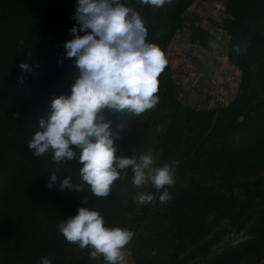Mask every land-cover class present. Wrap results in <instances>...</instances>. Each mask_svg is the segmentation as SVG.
Returning <instances> with one entry per match:
<instances>
[{"label": "trees", "instance_id": "16d2710c", "mask_svg": "<svg viewBox=\"0 0 264 264\" xmlns=\"http://www.w3.org/2000/svg\"><path fill=\"white\" fill-rule=\"evenodd\" d=\"M195 1L172 0L154 8L121 0L140 13L147 42L165 55L181 16ZM220 1L229 37L226 56L240 71L228 104L189 106L166 58L157 104L140 115L125 111L108 117L118 156L138 157L153 148L159 166L179 161L175 184L166 186L172 199L161 214L165 229L154 245H142L143 234L134 229L136 236L126 246L136 264H264V0ZM76 7L77 0H0V264H40L41 256L52 264H89L90 250L68 243L60 221L89 207L109 227L112 211L131 199V168L121 170L106 198L96 197L88 185L83 191H61L59 184L50 189L51 170L57 168L52 153L35 157L28 147L41 130L40 119L51 114L52 100L71 94L78 69L63 45L74 38ZM185 34L192 44L212 49L214 37L203 27ZM237 44L247 50L237 55ZM21 63L32 70L25 72ZM82 166L78 159L65 161L56 174L61 182L71 176L80 184ZM145 190L154 200L138 204L137 220L150 214L163 192L150 183ZM242 231L245 239L213 252L225 235ZM96 261L105 262L102 256Z\"/></svg>", "mask_w": 264, "mask_h": 264}, {"label": "clouds", "instance_id": "9594fccd", "mask_svg": "<svg viewBox=\"0 0 264 264\" xmlns=\"http://www.w3.org/2000/svg\"><path fill=\"white\" fill-rule=\"evenodd\" d=\"M141 3L161 8L172 0ZM73 19L77 22L70 30L74 38L63 45L67 58H75L78 69L71 94L52 100L51 114L40 119L41 130L28 142L35 157L52 153L57 168L51 170L47 186L51 189L59 184L61 191H83L88 185L96 197L106 198L121 170L131 168L137 188L150 183L157 191L163 190L160 202L168 203L172 196L166 186L175 184L179 161L154 167L152 149L138 157L118 156L108 118L125 111L140 115L157 104L158 77L168 63L165 53L157 44L147 42L148 29L142 16L121 0H77ZM209 47L216 49L217 43L210 40ZM246 50L247 45L233 48L237 55ZM20 68L32 70L27 63H21ZM73 159L83 165L79 170L83 183L74 184L71 176L61 182L56 174L63 162ZM153 200L152 194L143 192L135 197L141 205ZM82 203L86 204L87 198ZM58 228L68 243L89 249L93 261L102 256L106 264H127L125 248L134 237L133 231L107 227L99 211L80 207L76 215L61 220ZM39 261L52 264L47 256Z\"/></svg>", "mask_w": 264, "mask_h": 264}, {"label": "crops", "instance_id": "0c3cea01", "mask_svg": "<svg viewBox=\"0 0 264 264\" xmlns=\"http://www.w3.org/2000/svg\"><path fill=\"white\" fill-rule=\"evenodd\" d=\"M197 5L189 7L184 12L183 18L185 20L181 19L179 24L187 22V26L181 27L180 33L176 32L174 38L168 44L167 55H169V65L180 90V95L182 97L185 95L188 103H192V99H195L196 102L202 103L201 106H204L206 102H211L210 96H208L210 95L208 92V79L216 77L228 84L231 89V98H233L238 87L239 70L229 62L226 52L220 56L218 61H214L210 55V50L198 45L196 48L198 55L193 59L190 67L185 66L187 53L192 48V43L186 37L185 31L189 28V25L198 23L206 9H209L208 7H201V5L197 7ZM226 47L225 43L222 48L226 51ZM213 64H216V66L212 67ZM125 254L127 264H136L131 255ZM89 264H106V262L92 261Z\"/></svg>", "mask_w": 264, "mask_h": 264}, {"label": "rangeland", "instance_id": "374dc122", "mask_svg": "<svg viewBox=\"0 0 264 264\" xmlns=\"http://www.w3.org/2000/svg\"><path fill=\"white\" fill-rule=\"evenodd\" d=\"M203 1V0H201ZM200 0H196L195 3L193 5H197V7H199V5H201V7H204L205 4L208 5V8L212 7V3L217 2L218 0H204L203 3H201ZM221 4L224 6V10H223V15L224 17H226V13H225V5L223 2H221ZM192 5V6H193ZM191 6V7H192ZM206 8V7H205ZM183 19V15L181 16L180 20ZM187 21V20H186ZM187 22H184L182 24H179L181 26H179L177 32H180L182 30L181 27H185L187 26L186 24ZM226 46H228V41L225 42ZM224 43V44H225ZM223 44V46H224ZM227 50V47H226ZM168 53H166V58L169 61V55H167ZM186 59L188 60V57H186ZM239 77H240V71H239ZM176 82V81H175ZM177 85V82H176ZM181 96V95H180ZM210 96V95H208ZM181 99L183 101H185L189 106L194 107L196 109H206V108H210L213 107L214 105L208 101L205 103L204 106H201L202 103H200L199 101L196 102V100L192 99V103H188L186 101L185 95L182 97ZM230 99H232L230 97ZM228 103L224 104L223 106L227 105ZM149 149L153 150V160H154V167H159L158 165V160H157V154L158 151L156 149L153 148H148L145 151H143L141 154H145ZM146 185L143 188H137L134 184H133V192L131 194V199H126V200H122L124 202L123 207H118V209L120 211H112L113 215L110 217L111 218V222L109 223V227H121V228H127L131 231H133V233H135L134 235L136 236V232H140L141 234H143V237L145 240H143L141 242L142 245H154L156 240V236L161 233L166 225L164 223V220H162V215L163 214V207L164 204L159 202L158 204H156V206H154L153 210L150 212L149 215L144 216L143 218L140 219H136V212H137V207L138 204L137 202H135V197L143 192L146 193L145 190ZM132 225V226H130ZM134 229H136V232L134 231ZM247 237L246 233L244 231L242 232H230L227 235H225V237L223 238V240L219 243H217L214 247H213V252H218L220 251L224 246L228 245V244H235L243 239H245ZM125 253H128L129 255H131V257H133L132 251H131V247H126L125 248ZM155 254V250H153L151 252V255ZM253 264V262H252Z\"/></svg>", "mask_w": 264, "mask_h": 264}, {"label": "built area", "instance_id": "2783aa9c", "mask_svg": "<svg viewBox=\"0 0 264 264\" xmlns=\"http://www.w3.org/2000/svg\"><path fill=\"white\" fill-rule=\"evenodd\" d=\"M203 2L204 0L201 1V3ZM212 4L213 5L211 8L206 9L204 15L201 17L199 22L193 25H189V28H187V30L190 31L194 26H201L204 29H206L210 34H212L214 37L213 41L217 43V48L210 49V53H211L210 55L214 59V61H218L220 56L226 52L222 48V46L226 41H228L229 37L226 31L224 30L222 24V21L224 19V15H223L224 6L221 4L220 0ZM205 7H208V5L205 4L204 8ZM185 35L188 38L187 34ZM196 48L197 45L192 44V48L189 49V52L187 53L188 60L185 65L186 67H190L193 59H195L196 56L198 55V51L196 50ZM216 64H213L212 67H215ZM208 85H209L208 92L210 94V100L214 106H223L224 104L229 102L231 97V89L228 84L221 81L219 78L213 77L208 79Z\"/></svg>", "mask_w": 264, "mask_h": 264}]
</instances>
